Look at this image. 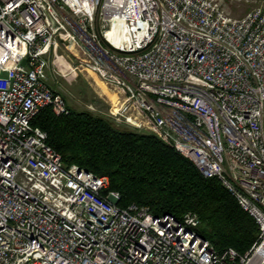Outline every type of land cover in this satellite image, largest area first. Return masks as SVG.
Here are the masks:
<instances>
[{"label": "built area", "instance_id": "1", "mask_svg": "<svg viewBox=\"0 0 264 264\" xmlns=\"http://www.w3.org/2000/svg\"><path fill=\"white\" fill-rule=\"evenodd\" d=\"M239 1L240 17L221 0H0V264H264V0ZM59 46L124 94L101 114L170 140L255 218L247 251L63 164L32 124L70 113L48 82Z\"/></svg>", "mask_w": 264, "mask_h": 264}, {"label": "trees", "instance_id": "2", "mask_svg": "<svg viewBox=\"0 0 264 264\" xmlns=\"http://www.w3.org/2000/svg\"><path fill=\"white\" fill-rule=\"evenodd\" d=\"M32 124L48 133L47 143L62 155L65 166L77 164L109 180L118 191V206H147L155 216L182 218L198 213V231L222 251H247L259 235L253 216L244 210L216 177L206 178L195 163L163 137L115 123L90 110L70 107L57 115L45 107Z\"/></svg>", "mask_w": 264, "mask_h": 264}, {"label": "rangeland", "instance_id": "3", "mask_svg": "<svg viewBox=\"0 0 264 264\" xmlns=\"http://www.w3.org/2000/svg\"><path fill=\"white\" fill-rule=\"evenodd\" d=\"M221 1L226 11L234 17H240L252 8V5L239 0ZM67 68L65 69L68 71L70 70L71 73L66 77L56 74L53 71L49 72V82L52 87L64 95L71 108L77 110H90L88 107L92 104L96 109L92 112L101 114V110L105 109L103 105L101 106V80L95 74L90 77L88 71H73L72 64H70ZM55 70L62 72L60 71L61 69H58L57 65ZM111 93L115 100L119 98V95H122L123 97V94L117 92L116 90H112ZM106 95L107 94H105V96Z\"/></svg>", "mask_w": 264, "mask_h": 264}, {"label": "crops", "instance_id": "4", "mask_svg": "<svg viewBox=\"0 0 264 264\" xmlns=\"http://www.w3.org/2000/svg\"><path fill=\"white\" fill-rule=\"evenodd\" d=\"M53 56H54V61H55V64L57 65L58 69L62 72H60V75H62L63 77L65 76H68L71 71L69 70H66L65 68H67L70 64H72V62H70L69 60V57H68V53L67 51L64 49L63 46H59L55 52L53 53ZM73 66V64H72ZM68 69V68H67ZM73 70V69H72ZM89 76L91 77V75L93 76L94 74L89 72L88 73ZM54 81V80H53ZM49 82V81H48ZM55 83V82H54ZM49 85L52 87V85L50 84L49 82ZM53 88V87H52ZM60 88V87H59ZM54 89V88H53ZM63 89V88H62ZM55 91H57L56 89H54ZM114 91L117 89L114 88V86H111L109 85L108 83H105L103 81H101V106L103 105L104 106V110H101L102 112H105L107 113L110 109V106L112 104H114L116 102L114 96L112 95L111 91ZM62 91V90H61ZM58 92V91H57ZM118 92V91H117ZM60 93V92H59ZM62 94V93H61ZM105 94H107L105 96ZM120 100H123L124 99V94H123V97L122 95H119V98ZM106 102H105V101ZM105 102V103H104ZM70 107V105H69Z\"/></svg>", "mask_w": 264, "mask_h": 264}, {"label": "water", "instance_id": "5", "mask_svg": "<svg viewBox=\"0 0 264 264\" xmlns=\"http://www.w3.org/2000/svg\"><path fill=\"white\" fill-rule=\"evenodd\" d=\"M26 60H27V59L24 58V59L22 60V63L25 64V63H26Z\"/></svg>", "mask_w": 264, "mask_h": 264}, {"label": "bare ground", "instance_id": "6", "mask_svg": "<svg viewBox=\"0 0 264 264\" xmlns=\"http://www.w3.org/2000/svg\"><path fill=\"white\" fill-rule=\"evenodd\" d=\"M115 28V27H114Z\"/></svg>", "mask_w": 264, "mask_h": 264}]
</instances>
